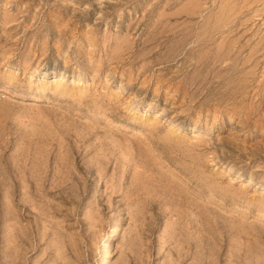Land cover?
I'll use <instances>...</instances> for the list:
<instances>
[{"label": "rangeland", "instance_id": "1", "mask_svg": "<svg viewBox=\"0 0 264 264\" xmlns=\"http://www.w3.org/2000/svg\"><path fill=\"white\" fill-rule=\"evenodd\" d=\"M117 215L110 264H264V0H0V264Z\"/></svg>", "mask_w": 264, "mask_h": 264}, {"label": "bare ground", "instance_id": "2", "mask_svg": "<svg viewBox=\"0 0 264 264\" xmlns=\"http://www.w3.org/2000/svg\"><path fill=\"white\" fill-rule=\"evenodd\" d=\"M40 75H44L41 73ZM121 216L117 215L111 226V230L101 239V254L98 264H110V257L113 253V240L117 239L121 235Z\"/></svg>", "mask_w": 264, "mask_h": 264}]
</instances>
